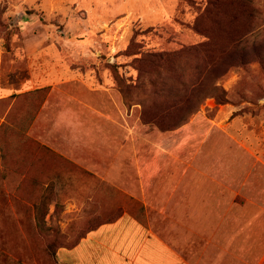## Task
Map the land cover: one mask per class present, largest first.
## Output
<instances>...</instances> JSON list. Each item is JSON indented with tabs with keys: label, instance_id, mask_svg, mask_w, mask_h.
Returning a JSON list of instances; mask_svg holds the SVG:
<instances>
[{
	"label": "rangeland",
	"instance_id": "1",
	"mask_svg": "<svg viewBox=\"0 0 264 264\" xmlns=\"http://www.w3.org/2000/svg\"><path fill=\"white\" fill-rule=\"evenodd\" d=\"M207 1L0 0V264H64L124 214L168 239L185 189L222 252L264 255V0H222L230 63L142 61L198 42Z\"/></svg>",
	"mask_w": 264,
	"mask_h": 264
},
{
	"label": "crops",
	"instance_id": "2",
	"mask_svg": "<svg viewBox=\"0 0 264 264\" xmlns=\"http://www.w3.org/2000/svg\"><path fill=\"white\" fill-rule=\"evenodd\" d=\"M200 175L207 174L201 171ZM197 190L204 191L203 186ZM183 195L182 206H174L183 212V217L168 221V239L124 214L89 231L73 247L61 250L60 254L65 253L61 261L64 264H240V255L233 244L224 253L222 238L212 231L208 235L207 227L214 220L191 214L209 210L207 202H192L187 189ZM171 209L169 204L168 210ZM246 263L264 264V255L248 259Z\"/></svg>",
	"mask_w": 264,
	"mask_h": 264
},
{
	"label": "trees",
	"instance_id": "3",
	"mask_svg": "<svg viewBox=\"0 0 264 264\" xmlns=\"http://www.w3.org/2000/svg\"><path fill=\"white\" fill-rule=\"evenodd\" d=\"M198 5V13L195 16L191 28L199 35L200 40L191 45H183L179 49L167 51L165 53L158 51L147 52L142 57L143 62H177L180 60V57L186 56L188 60H199L200 62H208L209 64L216 62L223 64L230 63L227 62V59L232 58L231 54L234 53L233 48H235L236 44L239 42V40H235V38L231 39L232 34L229 30L234 20H236V15L228 13L230 17L226 16V24L228 25L226 28L222 20V6L224 5L222 0H208L202 8H200L202 4ZM248 28H250V25ZM247 33L248 31L237 38L242 39ZM224 36H227V38H224ZM204 68H206V66ZM212 71L213 73L216 72V76L214 77L215 82L208 85L206 97L216 96L219 99H224L225 90L217 85V81L226 74V71L222 73L216 69ZM83 237L84 236H82L81 239Z\"/></svg>",
	"mask_w": 264,
	"mask_h": 264
},
{
	"label": "clouds",
	"instance_id": "4",
	"mask_svg": "<svg viewBox=\"0 0 264 264\" xmlns=\"http://www.w3.org/2000/svg\"><path fill=\"white\" fill-rule=\"evenodd\" d=\"M231 72L232 69L229 70V73ZM229 73L225 74L226 76H228L227 80H223V78H221V80L217 81V84L220 85L223 80V86L225 87V89L231 88L238 82V77L236 75H229Z\"/></svg>",
	"mask_w": 264,
	"mask_h": 264
}]
</instances>
